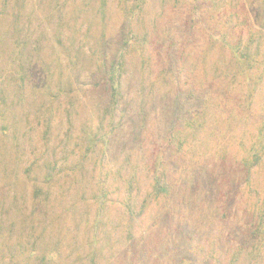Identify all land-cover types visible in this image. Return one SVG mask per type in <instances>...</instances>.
Returning <instances> with one entry per match:
<instances>
[{
    "label": "rangeland",
    "instance_id": "obj_1",
    "mask_svg": "<svg viewBox=\"0 0 264 264\" xmlns=\"http://www.w3.org/2000/svg\"><path fill=\"white\" fill-rule=\"evenodd\" d=\"M236 43L264 0H0V264H264Z\"/></svg>",
    "mask_w": 264,
    "mask_h": 264
},
{
    "label": "trees",
    "instance_id": "obj_2",
    "mask_svg": "<svg viewBox=\"0 0 264 264\" xmlns=\"http://www.w3.org/2000/svg\"><path fill=\"white\" fill-rule=\"evenodd\" d=\"M230 50V52H232L233 57H235V60L237 62L238 68L236 69V71L232 74V82L230 83V88L234 87V84L236 83V78L237 77H241L244 78L245 80L249 79V75L251 73L257 72V73H262V71H253L254 69H257L259 67V65L264 66V58L260 61V57L263 55H259V51H256L254 54H247L245 53L244 49H239L238 44H234V45H228V48ZM122 60V58H121ZM120 62H118V69L120 67ZM261 69H264V67H262ZM116 69L113 68L112 69V73H111V82H112V89L114 90V92L117 91L118 89V100L120 97V93H119V83L117 85V83L114 81L116 73H115ZM259 77V76H258ZM119 78V75H118ZM261 78V77H259ZM261 151H264V140L263 143L261 145ZM255 150V149H253ZM254 155H258L257 153H254ZM255 161H258V157H255L254 159ZM156 186H158V184L156 183ZM158 190H160L158 188ZM259 223H257L256 229L254 230V235L258 236L260 238H262L264 240V222H263V217L260 216L259 217ZM250 252V251H249ZM248 252V253H249ZM247 253V255H248Z\"/></svg>",
    "mask_w": 264,
    "mask_h": 264
}]
</instances>
